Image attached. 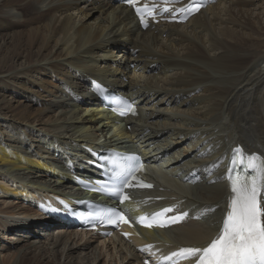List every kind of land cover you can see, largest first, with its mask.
I'll return each mask as SVG.
<instances>
[{
	"label": "bare ground",
	"instance_id": "1",
	"mask_svg": "<svg viewBox=\"0 0 264 264\" xmlns=\"http://www.w3.org/2000/svg\"><path fill=\"white\" fill-rule=\"evenodd\" d=\"M89 77L127 92L141 116L117 122L93 101ZM83 143L135 146L149 160L157 187L126 205L132 216L190 211L182 225L141 230L147 241L206 247L232 196V147L264 153V0H213L185 24L146 30L109 0H0V230L15 231L0 264L103 256L84 233L33 219L42 194L87 195L59 171ZM110 243L116 264H142L130 244Z\"/></svg>",
	"mask_w": 264,
	"mask_h": 264
},
{
	"label": "snow or ice",
	"instance_id": "2",
	"mask_svg": "<svg viewBox=\"0 0 264 264\" xmlns=\"http://www.w3.org/2000/svg\"><path fill=\"white\" fill-rule=\"evenodd\" d=\"M126 2L135 7V11L140 15L141 23L147 27L144 15L145 11L150 10L147 5L141 8L136 6L138 0H126ZM192 10L191 5L188 8L180 9L182 13H190ZM127 159L130 163L126 170L109 176V179L113 181L112 190L118 195L122 193L123 188L132 187L131 180L135 179L133 170L138 161L135 157ZM256 171L255 166L246 171L244 168H241L239 172L235 168L231 170L232 196L224 210L226 214H222L221 220L217 221V235L210 240L206 247L181 248L165 257V260L171 261L174 257H178L192 259L195 264H264V197H261V193H264V160L259 166V184L256 182ZM241 174H243V179L239 178ZM233 176L236 179H233ZM140 186L152 187L147 184ZM128 198L127 195H121V202ZM171 211L173 209L165 208L151 217L143 216L139 220L147 227H152L154 223L165 227L167 226L165 220H160L159 217ZM186 215L187 213H184L181 217H172L170 222L175 223ZM118 218L124 220L123 215Z\"/></svg>",
	"mask_w": 264,
	"mask_h": 264
},
{
	"label": "rangeland",
	"instance_id": "3",
	"mask_svg": "<svg viewBox=\"0 0 264 264\" xmlns=\"http://www.w3.org/2000/svg\"><path fill=\"white\" fill-rule=\"evenodd\" d=\"M72 11H74L75 13H77V11L76 10H73L72 9ZM65 189H66V187H65V184H64V186H63ZM15 204H18V203H15ZM15 204H12V205H15ZM11 205V206H12ZM19 205H21V204H19ZM1 206V205H0ZM4 206V205H3ZM2 206V207H3ZM4 208H6V207H4ZM35 218H37L38 219V216H36ZM54 227L56 228V227H59V225H56V226H53V227H51L50 229H54ZM14 232L15 231H12V230H0V246H5V245H10V247H11V243H12V241H14L13 239H10L12 236H14L13 234H14ZM42 233H43V231H42ZM55 232H52V235L54 234ZM73 234H74V232H72ZM80 237H81V241L82 242H84V241H86V237H83V235L81 234L80 235ZM74 238V237H73ZM93 240H92V246L93 245H95V244H99V250L102 252V254H103V256L102 257H100L97 261H96V263L95 264H116V261L115 260H112L111 259V255H113L114 253H117V250H115L114 249V247H113V245H111V244H108V245H110L108 248L106 247V245H103L102 244V242H101V240H99V239H96V238H92ZM50 246V245H49ZM1 251V250H0ZM6 253H10V251H5ZM3 255H0V258L2 257ZM60 256V255H59ZM108 256V257H107ZM65 260V257L63 256V258H62V261H64ZM112 261V262H111Z\"/></svg>",
	"mask_w": 264,
	"mask_h": 264
}]
</instances>
